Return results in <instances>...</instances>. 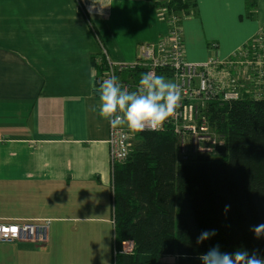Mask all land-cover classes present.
<instances>
[{
	"label": "crops",
	"instance_id": "1",
	"mask_svg": "<svg viewBox=\"0 0 264 264\" xmlns=\"http://www.w3.org/2000/svg\"><path fill=\"white\" fill-rule=\"evenodd\" d=\"M149 1L110 0L90 15L92 0H0V222L50 219L40 245L0 241V264H38L34 254L50 252L55 264H111L109 129L92 59L103 47L132 62L139 44L167 32ZM196 2V14L180 21L188 61L226 59L264 26V0L252 16L246 0Z\"/></svg>",
	"mask_w": 264,
	"mask_h": 264
},
{
	"label": "trees",
	"instance_id": "2",
	"mask_svg": "<svg viewBox=\"0 0 264 264\" xmlns=\"http://www.w3.org/2000/svg\"><path fill=\"white\" fill-rule=\"evenodd\" d=\"M149 4L178 24L197 12L196 0ZM255 7L256 0H246L250 16ZM206 114L224 137L220 153L182 159L178 138L167 126L133 135L127 158L112 166L111 264H163L167 255L176 257L175 264H202L199 256L216 245L221 252L243 249L264 258V236L250 230L264 224V97L212 101ZM212 230L214 236L196 243ZM126 240L133 242L131 252L121 251Z\"/></svg>",
	"mask_w": 264,
	"mask_h": 264
},
{
	"label": "built area",
	"instance_id": "3",
	"mask_svg": "<svg viewBox=\"0 0 264 264\" xmlns=\"http://www.w3.org/2000/svg\"><path fill=\"white\" fill-rule=\"evenodd\" d=\"M165 10L158 11L167 24V32L156 42H144L138 46V54L132 62H116L102 47L93 69V82L97 87L110 75L129 91H135L142 73L154 72L177 84L182 92L180 106L164 124L178 138V154L182 159L195 154H218L225 146L224 137L210 125L206 110L212 101L230 102L242 96L258 99L264 97V26L232 56L220 59L211 54L203 62H191L185 58L182 30L175 16L166 20ZM212 50L217 44L212 43ZM102 65L100 66V64ZM141 69L140 74H133ZM94 91V90H93ZM98 103V93L94 91ZM108 154L111 167L124 161L129 153L133 134L127 128H113L108 121ZM50 219L0 222V241H47ZM133 242L123 241L121 251L131 252Z\"/></svg>",
	"mask_w": 264,
	"mask_h": 264
},
{
	"label": "clouds",
	"instance_id": "4",
	"mask_svg": "<svg viewBox=\"0 0 264 264\" xmlns=\"http://www.w3.org/2000/svg\"><path fill=\"white\" fill-rule=\"evenodd\" d=\"M96 4L100 5L99 9H95ZM109 6L110 0H92L87 10L90 15L94 9L97 14H102V9ZM90 83L98 93L100 118L110 121L114 129L127 128L133 135L143 131H162L182 100L180 87L166 80L164 75H156L154 72L142 73L135 91L124 87L115 74L104 79L99 87L94 82ZM93 111L96 109L93 108ZM229 207L225 205L224 211L227 212ZM250 230L256 238L264 236V224ZM215 234V230L204 231L197 237L196 243L200 244ZM199 259L202 264H264V258L256 252L251 255L243 249L232 253L221 252L219 245L201 254Z\"/></svg>",
	"mask_w": 264,
	"mask_h": 264
},
{
	"label": "rangeland",
	"instance_id": "5",
	"mask_svg": "<svg viewBox=\"0 0 264 264\" xmlns=\"http://www.w3.org/2000/svg\"><path fill=\"white\" fill-rule=\"evenodd\" d=\"M34 245L38 244L40 245L41 243H33ZM32 252L30 253V255L32 256ZM46 255L42 254V253H35L34 255L36 256L37 258V261H38V264H42V261L44 258H48V259H51V260H55L54 258V255H52V253L50 252L49 254L45 253ZM56 261V260H55ZM55 261H54V264H55ZM46 264V263H45Z\"/></svg>",
	"mask_w": 264,
	"mask_h": 264
}]
</instances>
